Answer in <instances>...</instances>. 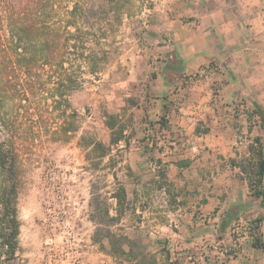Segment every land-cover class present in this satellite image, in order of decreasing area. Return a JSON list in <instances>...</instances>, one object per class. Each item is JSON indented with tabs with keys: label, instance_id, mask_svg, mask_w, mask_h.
Instances as JSON below:
<instances>
[{
	"label": "crops",
	"instance_id": "1",
	"mask_svg": "<svg viewBox=\"0 0 264 264\" xmlns=\"http://www.w3.org/2000/svg\"><path fill=\"white\" fill-rule=\"evenodd\" d=\"M79 5L103 64L75 139L91 246L112 264H221L213 244L261 206L241 166L264 153V0Z\"/></svg>",
	"mask_w": 264,
	"mask_h": 264
},
{
	"label": "rangeland",
	"instance_id": "2",
	"mask_svg": "<svg viewBox=\"0 0 264 264\" xmlns=\"http://www.w3.org/2000/svg\"><path fill=\"white\" fill-rule=\"evenodd\" d=\"M82 1L0 0V146L14 160L19 223L10 264H112L96 254L84 220L93 177L75 139L90 132L81 92L103 64L96 33L81 30ZM257 114L264 148V112ZM5 177L0 167V192ZM258 208L213 244L221 264H237L242 255L248 261L238 264H264V251L250 248L253 237L264 240V199Z\"/></svg>",
	"mask_w": 264,
	"mask_h": 264
},
{
	"label": "trees",
	"instance_id": "3",
	"mask_svg": "<svg viewBox=\"0 0 264 264\" xmlns=\"http://www.w3.org/2000/svg\"><path fill=\"white\" fill-rule=\"evenodd\" d=\"M9 163L7 167L6 164ZM0 167L5 177L6 186L0 192V247L4 249L5 263L10 264L18 249L17 237L19 233V223L17 220V184L14 170L13 158L8 161V154H5L0 146ZM241 170L247 176L249 189L253 197L264 199V157L261 150L257 151V158L249 160L246 165L241 166ZM260 186V188H259ZM261 219L252 220L254 234L258 232V223ZM254 248L264 249V240L260 237H253L251 243ZM0 253V259H1ZM0 264H2L0 262Z\"/></svg>",
	"mask_w": 264,
	"mask_h": 264
},
{
	"label": "built area",
	"instance_id": "4",
	"mask_svg": "<svg viewBox=\"0 0 264 264\" xmlns=\"http://www.w3.org/2000/svg\"><path fill=\"white\" fill-rule=\"evenodd\" d=\"M204 70L201 71V73L203 72Z\"/></svg>",
	"mask_w": 264,
	"mask_h": 264
}]
</instances>
